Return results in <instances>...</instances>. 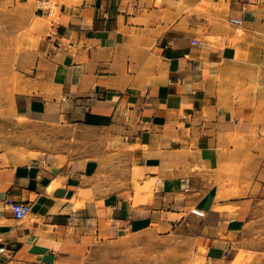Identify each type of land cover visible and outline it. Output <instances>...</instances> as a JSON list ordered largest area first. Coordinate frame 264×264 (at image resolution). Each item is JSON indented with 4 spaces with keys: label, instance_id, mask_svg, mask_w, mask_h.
I'll return each instance as SVG.
<instances>
[{
    "label": "crops",
    "instance_id": "obj_1",
    "mask_svg": "<svg viewBox=\"0 0 264 264\" xmlns=\"http://www.w3.org/2000/svg\"><path fill=\"white\" fill-rule=\"evenodd\" d=\"M201 1L0 0L32 39L12 107L59 132L0 161V264H91L100 244L184 223L190 264L233 262L264 215V4Z\"/></svg>",
    "mask_w": 264,
    "mask_h": 264
},
{
    "label": "rangeland",
    "instance_id": "obj_2",
    "mask_svg": "<svg viewBox=\"0 0 264 264\" xmlns=\"http://www.w3.org/2000/svg\"><path fill=\"white\" fill-rule=\"evenodd\" d=\"M209 7L223 8L220 1L202 0L197 5L201 10ZM247 7L254 8L253 4ZM20 17L21 14L0 6V97L3 102L0 112V161L7 162L26 159L36 148L49 146L59 135L57 130H50L25 114L17 115L12 107L15 105L13 95L20 82L16 71L17 58L24 48L31 47L32 40L26 28L15 29L20 26ZM241 32L238 29V33ZM260 211L264 212V207H260ZM259 218L258 222L246 229L236 245L231 264H264V215ZM188 227L184 223L168 232L154 233L148 230L100 244L90 254V263L190 264L193 242Z\"/></svg>",
    "mask_w": 264,
    "mask_h": 264
},
{
    "label": "built area",
    "instance_id": "obj_3",
    "mask_svg": "<svg viewBox=\"0 0 264 264\" xmlns=\"http://www.w3.org/2000/svg\"><path fill=\"white\" fill-rule=\"evenodd\" d=\"M242 9H246L245 6H242ZM229 22L235 26H241L243 24V19L242 18H238V17H229ZM192 43L195 45H202V42L198 39H193ZM2 98L0 97V112L2 110ZM5 206L11 210L14 218L16 220H25L30 218L31 215V204L29 202H25V201H16V200H12V199H6L5 201ZM191 212L197 216H204L205 213L203 210H200L198 208H192ZM4 251V247H0V252Z\"/></svg>",
    "mask_w": 264,
    "mask_h": 264
},
{
    "label": "bare ground",
    "instance_id": "obj_4",
    "mask_svg": "<svg viewBox=\"0 0 264 264\" xmlns=\"http://www.w3.org/2000/svg\"><path fill=\"white\" fill-rule=\"evenodd\" d=\"M219 208V207H218Z\"/></svg>",
    "mask_w": 264,
    "mask_h": 264
}]
</instances>
